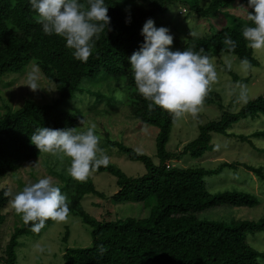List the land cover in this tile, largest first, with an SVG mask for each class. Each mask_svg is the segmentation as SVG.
I'll return each instance as SVG.
<instances>
[{
	"label": "trees",
	"instance_id": "16d2710c",
	"mask_svg": "<svg viewBox=\"0 0 264 264\" xmlns=\"http://www.w3.org/2000/svg\"><path fill=\"white\" fill-rule=\"evenodd\" d=\"M235 1L212 0L204 8L199 0H104L110 17L108 29L106 27L95 40L88 60L81 62L73 57L64 38L44 34L38 15L31 9L28 0H0V78L19 73L34 61L58 93V98L48 104L26 101L16 110L5 106V113L0 119V186L4 179L19 172L24 164L41 157L43 152H39L30 141V135L37 127L67 128L75 132L82 120L79 114L68 110L71 106L68 102L87 95L97 80L102 82L103 88L108 85V89L112 87L111 83L116 82L114 80H124L129 90L132 119L138 124L158 129L157 163L123 143L106 141L107 145L126 154L129 160L141 163L146 170L144 175L128 176L110 163L90 171L114 176L118 192L111 197V202L115 205L130 204L138 209L137 213L120 220L100 221L90 216L81 205L87 195L107 199L92 181L78 182L71 191H67L68 216H79L85 225L92 228V241L86 248L66 249L62 264H260V258H264V253L254 249L245 235L246 230H264V220L228 225L200 219V213L212 208H252L258 205V201L243 192L210 193L205 178L215 169L185 168L172 164L178 153L182 155V152L167 150L172 127L179 118L156 105L149 109L150 101L138 93L128 60L143 42L140 31L145 21L164 13L169 3L189 5L191 13L210 20L223 14ZM244 2L248 4L247 0ZM80 3L87 10L88 0H80ZM232 18L229 25L219 29L211 26L207 35L189 37L173 51L191 49L207 55L210 61L213 55H228L246 62L250 67L257 66L259 62L254 56V49L242 37L243 27L251 26V21L248 17ZM126 20L129 22L126 23ZM226 36L236 42L234 48L224 42ZM226 72L233 76L234 81L238 80L231 70L226 69ZM100 94H95L97 105L104 97ZM202 105H216L224 109L221 95L211 88ZM258 113L264 114L263 96L247 102L237 113L223 111L219 120L199 126L198 136L185 145L184 155L203 157L211 145L213 134L233 136L229 131L235 123ZM236 166L244 167L264 182L262 167L242 163L222 165ZM50 175L59 177L51 172ZM5 192L6 189H0V264H18L16 250L19 239L25 235H40L52 220H47L39 233L30 230L32 222L23 224L12 232L3 246L1 229L7 220L3 211L10 201Z\"/></svg>",
	"mask_w": 264,
	"mask_h": 264
},
{
	"label": "rangeland",
	"instance_id": "374dc122",
	"mask_svg": "<svg viewBox=\"0 0 264 264\" xmlns=\"http://www.w3.org/2000/svg\"><path fill=\"white\" fill-rule=\"evenodd\" d=\"M199 1L205 8L212 0ZM244 1L236 0L223 14H218L210 20L191 13L189 5L169 3L167 10L156 14L152 20L157 27L164 26L169 29L173 36L170 50H173L182 46L189 37L207 35L211 26L219 29L223 25H229L232 16L247 18L251 8ZM225 12L230 14L226 16ZM254 56L259 64L250 67L246 62L228 55H213L211 62L217 78L211 83L210 88L221 95L224 109L221 110L216 105H201L195 117L185 114L172 127L167 150L172 153L182 152V155L178 153L177 158L172 160L173 165L215 169L214 173L205 178L210 193L243 192L254 196L258 201V205L252 208L221 206L203 211L199 214L202 220L221 221L228 225L242 221L264 220V182L242 166L222 167L224 163H242L264 168L263 113L250 115L235 123L229 131L233 136L213 134L211 145L203 157L194 158L183 153L185 145L198 136L199 126L219 120L223 111L237 113L247 102L260 96L264 97V49H254ZM226 69L236 74L238 80L234 81ZM30 74L37 77L40 89L33 91L27 86ZM246 79L248 81H245ZM114 81L116 82L111 83L112 87L108 89V85L103 88L102 82L97 80L87 95L68 102L71 105L68 110L79 114L82 120L75 133L85 131L90 124L96 125L95 133L100 137L99 148L102 149L98 155L106 154L109 163L116 165L128 176H142L146 170L141 163L129 160L126 154L119 152L116 147L107 145L106 141L109 139L123 143L151 157L157 163L158 129L140 122L138 124L132 119L128 100L129 90L125 87L124 80ZM118 92L121 94L120 98L117 97ZM98 93L104 97L97 105L98 98L95 94ZM57 98L58 93L53 84L43 77L35 62L31 61L21 72L0 78V119L5 113L6 105L16 110L26 101L48 104ZM106 111L107 114L104 115ZM69 166L70 159L64 157L62 153L55 155L42 153L39 159L24 164L19 172L2 181L0 189H6L10 196V201L3 211V214L7 215L1 229L3 246L10 239L12 232L24 224L11 204L15 194L39 178L49 177L61 192L67 195V191H71L76 183L81 182L69 174L67 171ZM49 171L59 177H53ZM84 181H92L96 189L107 197L101 199L87 195L82 200L81 205L90 216L100 221H115L137 213L138 209L132 208L130 204L115 205L111 202V197L118 192L114 176L91 172ZM245 235L254 249L264 253V230L257 232L246 230ZM91 241L92 228L85 225L79 216L70 215L63 222L51 221L40 235L22 236L16 250L18 264H62L66 249L86 248L91 245ZM259 261L260 264H264V258H260Z\"/></svg>",
	"mask_w": 264,
	"mask_h": 264
},
{
	"label": "clouds",
	"instance_id": "9594fccd",
	"mask_svg": "<svg viewBox=\"0 0 264 264\" xmlns=\"http://www.w3.org/2000/svg\"><path fill=\"white\" fill-rule=\"evenodd\" d=\"M28 2L37 13L44 34L64 38L73 57L81 62L88 60L95 40L110 23L104 0H88L87 10L80 0ZM247 2L252 9L248 12L251 26L243 27L242 37L250 48L264 49V0ZM140 34L143 42L128 58L138 93L150 101L149 109L156 105L176 118L185 114L195 117L211 83L217 78L209 57L191 49L170 50L173 36L169 29L157 27L151 18L145 21ZM224 42L233 48L236 46L231 37L226 36ZM27 86L33 91L40 89L37 77L30 74ZM120 96L118 92L117 97ZM95 128V124H90L85 131L75 133L73 129L39 126L30 135V141L39 152L62 153L69 158L67 171L74 179L84 181L91 170L109 163L106 154L98 155L102 149ZM11 204L25 225L32 222L30 230L34 233H39L47 220L63 222L69 214L66 195L49 177L24 186Z\"/></svg>",
	"mask_w": 264,
	"mask_h": 264
}]
</instances>
